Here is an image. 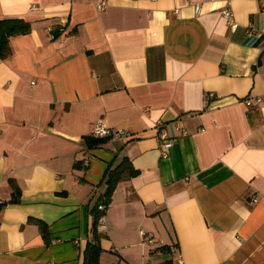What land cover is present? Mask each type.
I'll list each match as a JSON object with an SVG mask.
<instances>
[{"label":"crops","instance_id":"crops-1","mask_svg":"<svg viewBox=\"0 0 264 264\" xmlns=\"http://www.w3.org/2000/svg\"><path fill=\"white\" fill-rule=\"evenodd\" d=\"M98 1L0 0L32 24L0 57V264H84L124 161L99 264H170L160 243L185 264H264V100L245 102L264 95V0ZM99 118L130 135L99 140Z\"/></svg>","mask_w":264,"mask_h":264},{"label":"trees","instance_id":"trees-1","mask_svg":"<svg viewBox=\"0 0 264 264\" xmlns=\"http://www.w3.org/2000/svg\"><path fill=\"white\" fill-rule=\"evenodd\" d=\"M32 28L30 21L21 17L3 18L0 19V57L7 58L11 53L10 37L18 34L28 33ZM52 34L56 38L61 34V28L53 27ZM105 138H99L103 140ZM133 174L131 166L128 162H122L118 167L109 170L107 176V188L106 191L101 194L94 205L91 208L93 215V231L96 234L97 241L89 243L85 252L84 264H99V258L101 254L100 236L97 235V225L99 218L104 213L100 210L101 204L107 205V208L111 202L113 191L120 180L130 178ZM18 197L15 196L12 201H18ZM5 203H0V210Z\"/></svg>","mask_w":264,"mask_h":264},{"label":"built area","instance_id":"built-area-1","mask_svg":"<svg viewBox=\"0 0 264 264\" xmlns=\"http://www.w3.org/2000/svg\"><path fill=\"white\" fill-rule=\"evenodd\" d=\"M107 6V1L106 0H100L96 3V7L99 10L105 9ZM35 7H33L34 9ZM196 10L199 12L201 10V6L199 4L196 5ZM222 14L223 16L227 19L228 25L232 30H235L237 27V22L234 18L233 11L231 10L230 6L226 4L222 8ZM247 36L251 39L254 40L256 39L255 35V30L252 28H249L247 30ZM263 75H264V70H263ZM213 92H210L207 94V101L210 100L213 97ZM264 100V95L262 96H247L245 98V102L248 105H251L253 103H262ZM157 130H158V141H159V149L161 152L162 157H167L169 148L173 144L174 139L170 137L168 134L167 130L165 129V124L163 122L159 121L156 125ZM202 129V128H201ZM92 133L95 137H113L117 138L120 140H123L127 138L130 134L127 130L124 129H114L111 127L104 118H99L96 120L93 124L92 128ZM100 210H103L104 213L102 216L99 218L98 222V228L101 232H104L107 230L106 226V220H105V213L107 210V205L101 204L99 206ZM141 235L143 238V241L148 243L149 245H154L156 244V240L153 236H151L149 233H147L145 230L141 231ZM159 247H167L168 251L172 255L170 264H185V260L183 258V255L181 253L180 247L177 243H171V244H163L160 243Z\"/></svg>","mask_w":264,"mask_h":264}]
</instances>
